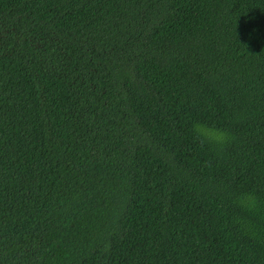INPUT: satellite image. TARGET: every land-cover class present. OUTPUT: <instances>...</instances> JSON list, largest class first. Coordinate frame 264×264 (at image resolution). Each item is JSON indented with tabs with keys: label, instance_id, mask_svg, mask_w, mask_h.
Wrapping results in <instances>:
<instances>
[{
	"label": "trees",
	"instance_id": "16d2710c",
	"mask_svg": "<svg viewBox=\"0 0 264 264\" xmlns=\"http://www.w3.org/2000/svg\"><path fill=\"white\" fill-rule=\"evenodd\" d=\"M0 264H264V0H0Z\"/></svg>",
	"mask_w": 264,
	"mask_h": 264
},
{
	"label": "clouds",
	"instance_id": "9594fccd",
	"mask_svg": "<svg viewBox=\"0 0 264 264\" xmlns=\"http://www.w3.org/2000/svg\"><path fill=\"white\" fill-rule=\"evenodd\" d=\"M194 132L198 138L204 139L209 143H223L228 136L226 130L202 123L195 125ZM255 202V196L251 193L244 194L240 198V203L249 208L253 207Z\"/></svg>",
	"mask_w": 264,
	"mask_h": 264
}]
</instances>
